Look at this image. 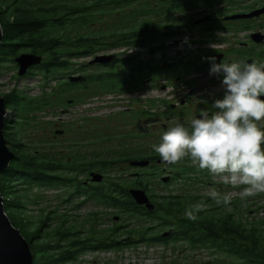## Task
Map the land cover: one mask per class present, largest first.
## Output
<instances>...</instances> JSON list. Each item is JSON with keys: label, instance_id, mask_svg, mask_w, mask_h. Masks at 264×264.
I'll return each mask as SVG.
<instances>
[{"label": "rangeland", "instance_id": "rangeland-1", "mask_svg": "<svg viewBox=\"0 0 264 264\" xmlns=\"http://www.w3.org/2000/svg\"><path fill=\"white\" fill-rule=\"evenodd\" d=\"M29 1L46 5L56 0ZM111 1L74 0V2L80 4L91 3V24L86 27L67 29V34L72 41L58 48L60 59L67 61L62 70L44 74L39 69H34L29 75L22 76L18 75L15 62L8 60L0 63L1 97L16 91L23 96L34 97L41 101L43 99L47 100V104L41 105L44 106L43 108L26 111L22 119H16V126L9 135L11 140L16 139L15 144L18 143L21 150H26L37 158L60 163H69L72 160L89 163L93 159L116 161V158L125 160L129 157L158 155L153 148L149 147V144H159L161 142L160 137L163 130L160 122L163 121L162 118L158 121L151 119V116L144 115L142 121L143 133L137 134L136 127L139 126L138 118L140 116L133 109L136 104H132L130 112L125 113L121 111L122 109L110 108L113 102L112 99L109 100L107 97V92L93 87L92 84L88 85L89 89L75 88L66 92L64 91L65 87L59 85L62 78H66L68 75L88 74L95 71V69H91V65H87V62L93 58V55L105 53L106 51L103 48H110L112 46H110V42L114 43V41L120 39L118 31L128 32L146 21L150 24V26L145 27L144 31L148 41L146 44L135 48H150L156 42V35L152 32L156 18H152L151 14L139 15L140 10L143 8L148 9L152 5L129 2V5L121 6L111 3ZM95 2H100L101 5H94ZM133 9L138 10L136 23L129 17L134 13ZM80 36L83 38L91 36L93 48H96L95 52L93 51L92 54L86 56L72 54L79 52L81 48L86 47V44H88V41L85 40L78 41ZM128 40L126 38V40L122 39L117 42H123L120 44L123 46L126 44L124 42ZM122 46L120 48H124ZM129 52L130 50H128ZM141 52L143 54L148 53L146 50H141ZM42 57L44 61L49 59L47 55ZM62 98H64V101L61 100ZM68 98L76 99V101L71 105L66 104L65 101ZM11 114L7 117L8 120L12 119ZM154 124H157L155 131L152 130ZM9 148L14 154H18L13 149L16 147L10 145ZM167 169L174 171L177 175L167 186L166 183H162L167 181L162 180L165 176L159 178L160 174L158 175L156 180L158 186H150L149 191L150 194L155 195L154 200L176 195L190 199V205H193L203 199L207 204V209L211 212L231 213L244 225L255 227L259 232L264 233V193H259L254 197H246L242 200L240 193L243 186L235 188L230 185L225 186L218 177L211 175L207 178L203 176L201 170L189 158H184L172 166H167ZM90 170L104 176L103 182H95L96 184H102L101 186L114 181L130 188L137 186L139 180L148 186L147 172L149 171L143 168H133L128 162H119L111 166L98 165ZM90 170L76 171L78 181L84 180ZM194 172L197 174L195 176L199 177L198 180L192 179ZM133 173H143V176L137 177ZM52 174L66 178L75 173L66 169H58ZM209 180L212 182L208 183ZM71 185L70 181H65L59 182L57 185H33L18 189L22 206L21 214L23 213L30 220V230L38 224L41 225L45 213L48 212L53 219V224L49 223L48 227L44 225L42 233L51 232L52 228L57 225L61 226L63 231H68L64 238L47 235L37 241L41 243L46 240L49 241L48 243L51 246H61V249L54 247L48 249L47 252L52 255H56L68 246L70 247L72 241L75 240L94 238V240L109 241L113 239L122 244L107 249H84L77 254L76 259L64 261L61 264H250L242 260H236L235 257L208 246H191L187 241L179 239L167 241L165 244L147 243L145 240L130 242L140 237H147L151 233L158 234L166 230L167 226L163 227L159 221L138 212H120L118 209L111 207L100 209L101 207H96L98 206L97 200L90 203L87 201L81 204L83 207L80 206L81 208L74 209L72 205L78 203L83 197H80V195L71 197ZM211 190L218 191L221 196L230 194L232 197L230 204L227 206L223 204L216 205L206 195ZM12 196V202H14L16 194L14 193ZM186 207L188 208V206ZM186 209L181 212V215H184ZM17 212L18 209L9 207L10 217H16ZM92 213L95 215H92ZM63 216L65 221L62 223L61 218ZM150 227L153 228L148 229ZM31 252L34 256V250H31ZM32 258L34 259V257Z\"/></svg>", "mask_w": 264, "mask_h": 264}, {"label": "flooded vegetation", "instance_id": "flooded-vegetation-1", "mask_svg": "<svg viewBox=\"0 0 264 264\" xmlns=\"http://www.w3.org/2000/svg\"><path fill=\"white\" fill-rule=\"evenodd\" d=\"M126 2L152 5L148 9L151 11L152 18H156L152 29V32L156 35V42L150 48H135L146 44L148 41L146 33H144L143 37L147 39L143 44L130 45L125 41L124 43L126 44L122 46L120 44L123 42H117L119 39L114 41V43L110 42V46H112L110 48H103L106 52L101 54L111 55V60L105 63H91V69H95V71L91 72V79L96 82V77L103 75V78H107V81L121 82L120 85L115 86L113 89L108 88L105 92H107L109 100L112 99L111 101L113 102L110 108L122 109L121 111L128 113L132 104H136L133 109L140 116L138 118L140 122L139 126L136 127L137 134L143 133L142 121L144 115L151 116V119L158 121L162 118L163 121L160 122V126L163 132H165L167 128L174 126L177 122L183 123L187 127L191 119L199 116L201 109L207 108L210 112L214 111L211 105L215 99L223 97L224 90L221 86L222 76L209 74L211 66L209 58L214 57L216 63L221 62V60L225 62L243 60L248 63L256 62L257 64H264V0L111 1V3L119 5ZM119 45L124 48H120ZM95 50L96 48H93L92 52H95ZM128 50H130L129 53ZM141 50H146L148 55L143 54ZM94 57L95 55H93ZM16 66L18 73L17 63ZM34 66L29 67L22 76L29 75L35 69ZM144 70H147L146 74L143 72ZM93 77L95 78L93 79ZM63 80L64 78H62ZM72 101V98L67 99L69 105L72 104ZM145 103L146 105H144ZM6 110L7 114L4 119L3 131H6L11 126L10 123H12L10 119H7L12 110L9 108H6ZM134 116L137 117L136 115ZM257 123L258 126L264 127V121ZM156 127L157 124H154L152 130L155 131ZM6 142L11 141L7 138ZM149 145L152 148L153 143ZM8 146H10L9 143ZM116 159V161L110 160L111 163L109 165L128 162L133 168H143L149 171L147 172L148 186L145 192L154 207L149 211L144 205L135 203L141 214L159 221L154 216L156 207L162 201L174 200L179 196H165L160 200H154L153 197L155 195L149 193L150 186H158L156 180L159 174V178L163 176L168 177L166 182H162L166 183V186L172 182L177 175L174 171L172 172L167 169V166L172 165L163 163L159 155L140 156L137 158L129 157L125 158V160L122 158ZM139 160H147L148 164L140 166L132 163ZM99 161L101 160L97 162ZM92 162L95 163L96 160L93 159ZM92 162H89V164ZM65 169L75 174L66 178L57 175L60 178L58 179L60 180L59 182L70 181L72 183L70 196L80 195V197H83L78 203L72 205L74 209L87 201L90 203L95 200H97L98 205L96 207H101L100 209H105V207L113 208L108 204L107 198L103 196L105 194L104 190H98L100 195L96 196L95 188L93 189L95 186H101V184H96L95 182H103V175L100 181H92L90 172L95 171L90 170L88 171V176L79 182L76 178V171L81 172L79 169ZM201 172L203 176L207 178L211 177V174L207 170H201ZM133 174L137 177L143 176V173ZM193 175L192 179H199V177L195 176L197 175L195 172ZM211 182V180L208 181V183ZM130 188L140 187L135 186ZM118 210L120 212L127 211ZM49 214L48 212L45 213L43 226L46 225L48 227L49 223L53 224V219ZM92 215L95 214L92 213ZM61 219L63 223L65 217L63 216ZM159 223L163 226L160 221ZM151 228L153 227L148 229ZM172 232V227H168L158 234L151 233L147 237L156 235L160 236V240L162 241L177 240L173 237ZM88 239L90 242L94 240V238Z\"/></svg>", "mask_w": 264, "mask_h": 264}, {"label": "trees", "instance_id": "trees-1", "mask_svg": "<svg viewBox=\"0 0 264 264\" xmlns=\"http://www.w3.org/2000/svg\"><path fill=\"white\" fill-rule=\"evenodd\" d=\"M101 5L95 2L94 5ZM129 5L128 2L122 4ZM121 5V6H122ZM139 15H148L150 10L143 8ZM129 17L135 23L137 22V9H133ZM134 14V15H133ZM5 21H3V20ZM0 23L2 27V40L0 42V63L6 61H13L14 58L27 51V53H36L41 57L47 55V61L42 60L35 65V69H39L44 74H50L54 71L62 70L67 64L66 60L60 59V52L58 48L67 44L71 37L67 34V29H75L77 27H86L91 24V3H76L74 0H56L48 4L33 3L29 0H0ZM149 25L148 22H143L135 29L128 32L118 31L119 40H129L126 42L130 45L137 43H145L144 36L145 27ZM142 41L139 42V40ZM89 39V40H87ZM88 41L87 46L81 48L79 52L72 54L86 56L92 52L93 42L91 36L83 38L80 36L78 41ZM87 65H91L87 62ZM145 74L147 70L143 71ZM82 75V79L78 81H70L69 76L64 78L59 84L65 87V92L69 89L85 88L89 89V84L93 87L106 91L108 88L113 89L120 85L119 82L107 81L103 75L96 77L97 81L91 79V73L77 74ZM95 77H93L94 79ZM118 81L119 78H117ZM130 84V83H129ZM61 87V88H62ZM93 89V88H91ZM62 90V89H61ZM97 90V89H96ZM63 91V93H65ZM5 108L12 109L11 126L3 131L5 139L8 138L11 142L9 145L14 146L13 159L9 165L0 170V193L3 196L4 208L12 224L18 228L21 234L27 240L31 250H34V261L32 264H61L64 261L74 260L84 249H107L114 245L122 244L116 240H75L72 241L71 246L62 249L56 255L49 254L48 249L60 248L59 245L51 246L44 241L39 243L37 240L43 236L52 235L57 238H64L68 231H63L61 226H54L51 232L42 233V223L37 225L34 229H29V219L24 215L21 209L20 198L18 196V189L30 186L42 185H57L60 179L57 175L52 174L58 169H79V171H87L98 165H109L110 160L88 163L71 161L69 163L56 162L50 160H43L37 158L35 155L28 153L26 150H21V146L16 142V139L11 140L9 133L15 128L17 118L22 119L24 112L39 110L47 104V100L42 101L34 98L20 95L16 91L4 97ZM73 99V98H72ZM61 100L64 101V98ZM62 101V102H63ZM76 99H73L72 103ZM46 102V103H45ZM66 104H68L66 99ZM14 117V120H13ZM14 138V137H13ZM7 143V142H6ZM7 143V145H8ZM12 151V150H11ZM23 152V153H22ZM98 163V164H97ZM63 181V180H62ZM102 185V184H101ZM138 187L146 190L147 184L138 181ZM95 195L100 193L98 190H104L103 195L107 198L108 204L113 208L122 209L123 211L138 212L137 205L129 193V188L121 183L114 181L107 182L103 186H95ZM16 194V199L12 202V194ZM100 195V194H99ZM199 199V197H197ZM205 202V201H204ZM190 199L185 197H176L174 200L162 201L156 207L154 216L167 228L172 227L173 237L175 239L186 240L191 246H208L212 249L221 251L235 257L236 260H242L250 264H264V233L259 232L255 227L244 225L241 221L233 217V214L222 212L221 214L211 212L206 209L198 214L196 222H192L181 215V212L190 206ZM186 205V206H185ZM9 207L18 209L16 217L9 215ZM187 208V209H188ZM163 212V213H162ZM148 213V212H147ZM161 213V214H159ZM43 234V235H42ZM142 238V237H140ZM131 240L130 242H140L145 240L147 243H161L165 244L167 241L160 240V236H151L142 239ZM134 239V238H133ZM129 243V241H127Z\"/></svg>", "mask_w": 264, "mask_h": 264}, {"label": "clouds", "instance_id": "clouds-1", "mask_svg": "<svg viewBox=\"0 0 264 264\" xmlns=\"http://www.w3.org/2000/svg\"><path fill=\"white\" fill-rule=\"evenodd\" d=\"M209 74L222 76L223 97L201 109L186 127L177 122L167 128L153 150L162 162L174 165L184 158L200 170L218 177L225 186L240 187V198L264 193V64L243 60L216 63L209 58ZM216 205H229L231 195L216 190L206 193ZM203 199L185 210L186 219L196 222L206 211Z\"/></svg>", "mask_w": 264, "mask_h": 264}, {"label": "water", "instance_id": "water-1", "mask_svg": "<svg viewBox=\"0 0 264 264\" xmlns=\"http://www.w3.org/2000/svg\"><path fill=\"white\" fill-rule=\"evenodd\" d=\"M2 40V27L0 23V42ZM111 55H96L90 59L88 63H105L110 61ZM42 57L36 53L23 52L14 58L18 65V75H24L27 69L41 62ZM82 75H70V81H78L82 79ZM7 114L4 98L0 96V170L6 168L14 157L13 151L10 150L3 135V124ZM134 165L145 166L147 160H139L132 162ZM92 181H100L102 175L100 173L90 172ZM163 181L168 177H163ZM129 193L134 201L139 205H144L149 211L154 207L144 189L130 188ZM166 234V233H164ZM32 252L25 237L20 230L16 228L7 213L5 212L3 197L0 193V264H32Z\"/></svg>", "mask_w": 264, "mask_h": 264}]
</instances>
